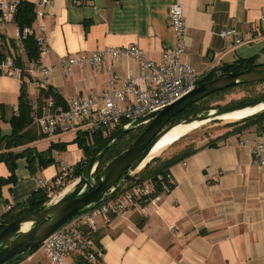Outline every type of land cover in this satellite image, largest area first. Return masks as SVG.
I'll return each instance as SVG.
<instances>
[{"label":"crops","instance_id":"obj_1","mask_svg":"<svg viewBox=\"0 0 264 264\" xmlns=\"http://www.w3.org/2000/svg\"><path fill=\"white\" fill-rule=\"evenodd\" d=\"M25 1L35 5V13L40 8L41 0ZM176 3L183 8L187 27L185 59L197 72L205 77L247 59L264 66L260 22L264 0H51L50 6H41L45 15L35 17L32 25L36 37L43 33L46 38L40 57L43 67L52 70L49 86L69 103L110 93L115 89L114 77L139 76V62L126 57L100 70L75 67L66 74L59 68L63 57L96 49L138 45L152 61L161 62L165 51L175 45L168 11ZM15 29L13 24L0 30L8 46L9 40L18 41ZM231 29L250 39L237 45L234 38L219 36ZM33 81L26 78L25 83L36 105L39 89ZM22 82L21 76L0 78V129L6 136L12 134L9 121L19 112ZM129 104L131 100L121 106ZM77 136L78 132L43 136L32 143L33 151L46 155L55 144H69L65 150L52 149L50 156L56 162L45 169L37 163L31 168L25 157L19 158L16 181L3 187L7 205L0 213L26 201L41 188V180L52 182L62 162L69 167L81 163L85 155L74 142ZM258 139L264 143V133L247 132L199 150L170 168L173 191L146 203L144 214L115 217L110 224L99 220L93 236L98 257L92 264H264V166L253 165L252 152ZM10 173L0 162V177ZM38 252L20 264H39L41 259L50 264L45 252ZM77 256L68 257L66 264H78Z\"/></svg>","mask_w":264,"mask_h":264},{"label":"built area","instance_id":"obj_2","mask_svg":"<svg viewBox=\"0 0 264 264\" xmlns=\"http://www.w3.org/2000/svg\"><path fill=\"white\" fill-rule=\"evenodd\" d=\"M22 0H1L0 1V30H7L15 24V14ZM51 0H41L37 4L40 8L50 6ZM38 9L36 17H43L44 10ZM183 8L180 4H173L170 8L168 26L175 35V45L165 51L161 62L156 63L143 53L138 45L131 47H109L96 49L80 56L63 57L60 60V69L66 74L75 67H90L93 69H103L109 62H114L119 58L126 57L137 60L140 68L139 76H129L126 78L114 77L111 85L115 87L113 91L103 95H92L87 99L74 98L68 103L67 109L53 108V102L43 108L42 114L34 115L42 135L53 137L70 132H102L105 136H110L114 130L122 126L124 122L150 115L159 111L174 102L179 101L190 93L199 83L203 82L204 76L188 63L185 59L187 49V27L185 25ZM261 21L264 25V10L261 13ZM43 27L39 30L42 32ZM34 27H28L20 31L16 26L15 35L22 43L27 37L36 34ZM235 29L222 31L219 36L228 39L234 38L237 45L246 42L247 38L237 36ZM37 44L40 47L41 56L46 50L45 36H37ZM11 55L5 57L0 62V78L2 76H21V70L17 69L14 63L15 55L11 50ZM38 89H47L51 78V69L43 67L40 60L31 61L26 69ZM206 77V76H205ZM121 87H118V85ZM131 100L128 107L121 104ZM102 103L101 107L97 105ZM36 107V106H35ZM34 107V109H35ZM253 165L264 166V143L258 139L253 149ZM69 167L64 162L61 163L60 174L62 179H66ZM134 175V174H133ZM168 174L166 177L155 180H147L136 184L131 188L119 190L110 194L90 213L65 224L56 233L43 243L41 249L49 258L50 264H66L67 258L72 255L83 254L90 262L97 260L93 235L99 229V220L110 224L115 217L126 216L134 212L145 213L144 205L152 202L160 194H169L173 191L174 182ZM50 182L41 180L40 187L49 186ZM160 189V194H156ZM115 188L112 190L114 191ZM114 196V197H112Z\"/></svg>","mask_w":264,"mask_h":264},{"label":"trees","instance_id":"obj_3","mask_svg":"<svg viewBox=\"0 0 264 264\" xmlns=\"http://www.w3.org/2000/svg\"><path fill=\"white\" fill-rule=\"evenodd\" d=\"M35 17V5L28 1L22 0L16 11L14 23L18 28H20V31H22L25 28L32 27L33 23L35 22ZM6 43L7 42L4 33L2 34V32H0V62L5 57L12 54L11 49L13 48V53L15 55L14 63L16 68L21 70V79L23 81V84L21 94L19 95L20 98L18 115L14 116L11 121H9L12 128V134L8 136L3 135L0 129V162L6 163L11 172L9 174V177H0V208L4 205H7V201L3 196V187L16 181L14 174L17 167L16 161L19 158L25 157L29 163V167L31 168H33L37 163L40 167L45 169L56 162V160H54V158L50 156L52 149L65 150L66 145L69 144L61 143L60 145L55 144L51 146V150L49 151L48 155L35 152L32 148H30V145L32 143L45 136L41 135L38 128L35 127V124L37 123L34 122V115L37 114L40 116L42 114L43 108H45L49 100L53 102V108L67 109L68 103L59 94V92H57V90H55L51 86H49L47 89H39L36 105L28 96L25 80L26 78L31 79L32 77L29 75L26 69L28 68V64L31 61L40 60L41 56L40 47L37 44L38 42L36 36H29L24 41H22V43H20L25 55L24 57H26V61L24 60V57H22V54H20L18 41L14 39L9 40L10 46H8ZM254 62L255 61L253 59H247L239 60L232 64H227L219 68L217 71L206 75L203 81L213 80V78H217L220 74L241 72L253 68L255 67ZM261 84H264V82L245 84L241 85L240 87H233L231 89H227L225 91L207 97L206 99L199 101L198 103L184 110L181 114L177 115L176 118L171 120L169 126L174 125L181 120L187 119L193 114L206 112L213 108L215 109V107H219V104L215 105L214 103L225 100L227 95L235 91L247 90V95L242 99L233 100L232 102L227 103V105L225 106H232L240 103L250 102L253 100L264 99V92L258 91V88L256 87ZM126 123L127 122H124L122 125ZM144 129L145 127L133 130L132 132L128 133L126 136L118 140L116 143H114L113 146L106 152L105 156L102 157L103 160L100 166V170H102L106 164L112 161L114 157L128 150L133 145V143L138 140V137L142 134ZM218 130H224V132L218 135L216 138H212L209 136L206 140L207 142L204 145L198 146L195 142H191L185 145L183 148L172 153L165 151L166 153L164 152L162 155H159V157L154 158L145 168L141 169L140 172L128 176V178L122 183V185L118 186L117 189L119 191L114 194V196L118 195L123 187L131 188L132 186L147 180L157 181L159 178L166 177L170 172V168L174 165H178V163L184 161L186 158L190 157V155L197 153L203 148H214L223 145L231 136H242V134L253 131L258 134H263L264 111L245 118L241 121L216 127L215 131ZM110 136H105L102 132L99 131L78 132V136L74 142L77 143L78 146L83 150L85 155V158H83L84 160L77 166L71 167V170L70 172H68L66 179L63 180L62 175L59 174L52 182H50L49 186L39 188L28 199H26V201L13 205L6 212L0 213V231H2L9 223L16 221L29 212L38 209L45 202L49 201L50 198H52L55 194L64 190L68 184H71L75 180H77L83 173L82 171H84L86 165L91 160L90 158L93 157L101 144H104V142H106ZM186 137L187 136L183 137L181 140L185 139ZM19 149L22 150L18 151ZM156 194H160V189L157 190ZM33 253H35V251L19 256L9 264H20L23 260H25L28 256H31ZM77 263L92 264L85 258L83 254L77 256Z\"/></svg>","mask_w":264,"mask_h":264},{"label":"water","instance_id":"obj_4","mask_svg":"<svg viewBox=\"0 0 264 264\" xmlns=\"http://www.w3.org/2000/svg\"><path fill=\"white\" fill-rule=\"evenodd\" d=\"M261 82H264V66L220 74L213 80L199 83L190 93L174 104L122 125L104 144H101L77 180L68 184L64 190L55 194L38 209L9 223L0 231V264H9L19 256L40 249L47 238L65 224L90 213L114 193L128 176L140 172L154 159L145 163L157 142L174 128H187L196 124L206 125L211 122L219 123L224 121L225 116L249 110L255 111L241 120L263 112L264 99H258L232 106L215 107L206 112L193 114L169 126L171 120L177 115L207 97L233 87ZM234 122L238 121L226 124ZM143 127L145 129L138 140L100 170L102 157L113 144L133 130ZM185 136L187 133L178 141ZM114 188L115 190L112 191Z\"/></svg>","mask_w":264,"mask_h":264},{"label":"rangeland","instance_id":"obj_5","mask_svg":"<svg viewBox=\"0 0 264 264\" xmlns=\"http://www.w3.org/2000/svg\"><path fill=\"white\" fill-rule=\"evenodd\" d=\"M256 87L258 88V91L264 92V84L258 85ZM246 95H247V90L246 91L245 90L235 91V92L227 95L225 100L218 102V103H214V104L215 105L219 104L220 106H225V105H227V103H230L233 100L242 99ZM226 123L227 122H225V121H220L219 123H216V124H215V122H211V123H208L206 125H203L202 127H199L197 129H195L194 131L190 132L189 134H187V137L185 139L178 141V144L176 143L174 146L170 147L166 152L172 153L174 151H177V150L183 148L185 145H187L191 142H195L198 146L204 145L207 142L206 140L209 136L212 138H216L218 135L222 134L224 132V130L215 131V129H216V127L223 126ZM60 169H61V165H60ZM38 253H39L38 251H35V253H33L32 255H38ZM29 257L30 256H28L25 260H27ZM39 264H49V263H47L45 261V259H41L39 261Z\"/></svg>","mask_w":264,"mask_h":264},{"label":"bare ground","instance_id":"obj_6","mask_svg":"<svg viewBox=\"0 0 264 264\" xmlns=\"http://www.w3.org/2000/svg\"><path fill=\"white\" fill-rule=\"evenodd\" d=\"M254 111L249 110L241 113L240 112L235 113L233 115L223 117V120L225 122L240 121L243 117L252 114ZM203 125L204 124H196L189 126L187 128H181V127L174 128L171 132L165 135L159 142H157L156 146L152 150L151 155H149V158L146 160L145 163H147L148 161L152 160L155 157H159V155H162L172 145H174L181 136L185 135L186 133L188 134L199 127H202Z\"/></svg>","mask_w":264,"mask_h":264}]
</instances>
